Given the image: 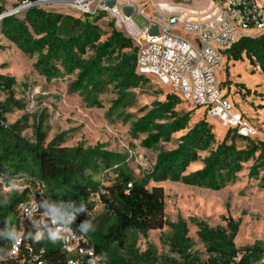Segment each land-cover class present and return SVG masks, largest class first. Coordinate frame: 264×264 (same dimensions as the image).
Returning <instances> with one entry per match:
<instances>
[{
  "label": "trees",
  "instance_id": "1",
  "mask_svg": "<svg viewBox=\"0 0 264 264\" xmlns=\"http://www.w3.org/2000/svg\"><path fill=\"white\" fill-rule=\"evenodd\" d=\"M83 16L82 19L63 15L31 5L21 16L2 17L0 34L25 54L35 55L34 66L46 77L73 76L72 90L86 91L95 105H100L98 94L109 86L114 88L117 98L110 112H115L118 107L131 105L130 90L149 78L136 71V46L132 38L117 29L113 20L107 24L109 32L98 24L105 12ZM224 57L233 62L246 58L264 73V34L241 36L224 50ZM14 83L13 77L0 74V94L7 93L6 99L0 101V173L8 179L25 174L41 181L51 208L61 217L77 216L79 228L105 264H257L263 259L264 240L237 247L234 240L239 222L225 217V225L215 227L204 220H195L197 236L208 255L202 260L192 251L186 220L178 217L170 221L165 217L163 187H147L150 181L170 180L217 190L235 181L243 163L250 159L253 162L248 175L257 178L264 171L263 140L224 127L225 134L216 143L213 123L201 115L189 126L190 112L177 110L182 100L168 93L164 100L153 101L143 114L130 120L129 134L134 138L142 136V146L155 148L160 142L170 141L175 132L186 131L177 138L174 148L159 150L151 170L136 178L125 155L107 149L103 143L66 146L54 139L44 144L42 137L29 142L15 124L5 125L4 114L9 111L8 101L13 100ZM117 113L124 116L125 112ZM236 140L244 145H237ZM196 161L201 162V167L186 172ZM100 171H112L114 176L107 184L93 180L90 173ZM261 178L264 180V176ZM21 199V195L13 194L0 205L1 220L15 216V207ZM98 204L103 208L94 213ZM165 225L170 231L164 242L176 257H157L149 247L138 250L137 234L145 235ZM44 245L47 250L57 249L55 243Z\"/></svg>",
  "mask_w": 264,
  "mask_h": 264
},
{
  "label": "rangeland",
  "instance_id": "2",
  "mask_svg": "<svg viewBox=\"0 0 264 264\" xmlns=\"http://www.w3.org/2000/svg\"><path fill=\"white\" fill-rule=\"evenodd\" d=\"M159 1L165 0H117V3L120 7L132 6V19L139 28H143L148 21H163L162 16L158 15L156 4ZM206 2L207 0H196L192 4L202 7ZM25 4L27 3L19 0H0V14L21 16L26 9ZM44 8L63 15L84 18L70 4L50 3L45 4ZM168 13L165 11L163 14ZM107 16L108 18L99 19L97 22L103 30L109 32L110 27L107 24L113 19L111 15ZM175 27L178 32L185 33L181 25L176 24ZM123 33L127 35L125 31ZM35 61V55L25 54L0 34V74L11 76L15 81L12 87L13 100L8 101L9 111L4 114L5 125L15 124L21 136L29 142H35L42 137L44 144L54 139L66 146H94L103 143L107 149L124 154L133 176L141 178L151 170L157 152L174 148L177 138L186 131L175 132L170 141L160 142L155 148L142 146V136L134 138L129 134L130 120L143 114L153 101H162L170 93L168 88L152 78L130 90L131 105L127 104L118 107L115 112H110L113 101L117 98L114 88L109 86L98 94L100 105H95L86 91L72 90L70 82L73 76L48 78L35 68ZM221 67L218 79L225 98L246 118L250 130L255 133L254 137L264 141V73L246 58L233 62L226 61L222 56ZM6 94L1 92L0 101L6 99ZM176 108L181 113L190 112L189 126L201 118L202 112L184 101ZM121 111L125 112L124 116L118 115L117 112ZM211 127L215 142H220L225 134L223 125L214 122ZM236 143L244 145L241 140H236ZM200 154L204 156L206 152ZM252 162V159L244 162L235 181L227 182L217 190L170 180L150 181L147 184L148 188L153 185L163 187L165 217L170 221H175L178 217L186 220L188 235L193 242L192 251L202 260H206L208 255L197 236L195 220H204L209 226L215 227L225 225V217H232L239 222L234 240L237 247L264 240V180L261 178L264 171H260L257 178L250 177L248 168ZM199 167L200 161L193 162L186 172ZM90 174L93 180L104 184L114 176L112 171ZM102 208L98 204L94 213L100 212ZM169 231V227L165 225L161 229L149 230L145 235L139 233L136 247L139 251L152 248L160 258L176 257L164 242ZM257 264H264V257Z\"/></svg>",
  "mask_w": 264,
  "mask_h": 264
},
{
  "label": "built area",
  "instance_id": "3",
  "mask_svg": "<svg viewBox=\"0 0 264 264\" xmlns=\"http://www.w3.org/2000/svg\"><path fill=\"white\" fill-rule=\"evenodd\" d=\"M35 2L41 7L70 4L90 17L100 12L111 15L115 27L125 31L136 46L138 73L196 107L209 123L219 122L254 137L246 118L224 97L218 73L227 47L241 36L264 34V0H207L202 7L192 4L193 0L159 1L163 21H148L143 28L134 23L132 11L124 13L118 7L117 0ZM165 11L169 13L164 15ZM176 24L185 33L178 32ZM13 194L22 199L11 220L0 218V264H105L79 228L77 216L61 217L51 208L41 181L25 174L8 179L0 173V205ZM50 243L57 244V249L47 250L44 244Z\"/></svg>",
  "mask_w": 264,
  "mask_h": 264
},
{
  "label": "crops",
  "instance_id": "4",
  "mask_svg": "<svg viewBox=\"0 0 264 264\" xmlns=\"http://www.w3.org/2000/svg\"><path fill=\"white\" fill-rule=\"evenodd\" d=\"M193 1L195 2V0H193ZM118 7H120V6H118ZM120 9H121L124 13L131 12V9L128 8L127 6H121ZM105 18H108V16L103 17V19H105Z\"/></svg>",
  "mask_w": 264,
  "mask_h": 264
},
{
  "label": "water",
  "instance_id": "5",
  "mask_svg": "<svg viewBox=\"0 0 264 264\" xmlns=\"http://www.w3.org/2000/svg\"><path fill=\"white\" fill-rule=\"evenodd\" d=\"M37 4V2H30V3H27V4H25L24 6L25 7H28V6H31V5H36ZM7 14H0V19L2 18V17H4V16H6Z\"/></svg>",
  "mask_w": 264,
  "mask_h": 264
}]
</instances>
